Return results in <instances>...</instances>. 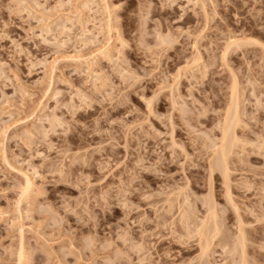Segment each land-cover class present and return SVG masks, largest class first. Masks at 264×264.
<instances>
[{"label": "rangeland", "instance_id": "374dc122", "mask_svg": "<svg viewBox=\"0 0 264 264\" xmlns=\"http://www.w3.org/2000/svg\"><path fill=\"white\" fill-rule=\"evenodd\" d=\"M210 1L0 0V264H240L178 210L211 190L237 236L203 167L232 84L228 187L264 264V0ZM228 32L252 45L225 64Z\"/></svg>", "mask_w": 264, "mask_h": 264}, {"label": "bare ground", "instance_id": "6f19581e", "mask_svg": "<svg viewBox=\"0 0 264 264\" xmlns=\"http://www.w3.org/2000/svg\"><path fill=\"white\" fill-rule=\"evenodd\" d=\"M210 2L212 3V1ZM235 37L236 36L228 32L227 36L224 38V40L228 41L221 55V58L225 64L230 51H236V49H240L245 45H252V43H248V41L250 42V40H247V38H238L239 40H236ZM123 78V80L128 81L133 77L125 76ZM238 105L239 102L237 91L234 84H232L230 87L229 102L227 108L217 119L218 133H215L213 137H208V139L204 141V145L208 149H210L211 152L209 155V161L206 165L203 166L208 172L209 186L211 185L212 178H214V174H219L221 176L222 183L225 187L227 202L233 208L236 217V228L238 230L237 236L233 241H231L229 240V237L224 234L222 230L223 224L221 221V217L219 216V212L216 209L215 202L213 201L211 190H209V195L205 199V202L203 204L205 209L203 211L202 219L197 220V217H194V210L191 208L187 199H184L181 204L179 203L178 210L181 211L179 221L182 222L183 225H186L187 228H189L190 226L193 227V231L198 238L199 251L202 258L207 256L211 248H213L214 246H220L230 254L233 260H236L234 259V257L238 256L240 264H249L245 257V232L241 227L238 211L230 197L231 194L228 187L229 159L231 155H233L234 148L237 147L241 142L236 132L237 126L240 123V110ZM26 185L29 189V185ZM172 199L173 198L167 195L165 201L168 202V204H172V202L174 201L176 202V198H174L175 200ZM170 206L172 207V205H169V207ZM229 241H231L232 244Z\"/></svg>", "mask_w": 264, "mask_h": 264}]
</instances>
